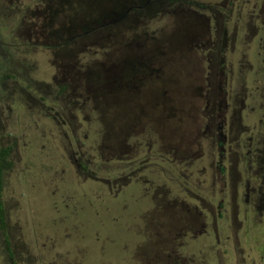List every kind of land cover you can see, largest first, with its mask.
Returning a JSON list of instances; mask_svg holds the SVG:
<instances>
[{"label": "rangeland", "instance_id": "obj_1", "mask_svg": "<svg viewBox=\"0 0 264 264\" xmlns=\"http://www.w3.org/2000/svg\"><path fill=\"white\" fill-rule=\"evenodd\" d=\"M163 1L0 0V264H264V0Z\"/></svg>", "mask_w": 264, "mask_h": 264}, {"label": "trees", "instance_id": "obj_2", "mask_svg": "<svg viewBox=\"0 0 264 264\" xmlns=\"http://www.w3.org/2000/svg\"><path fill=\"white\" fill-rule=\"evenodd\" d=\"M58 5L68 4L70 1L73 3L72 5H75L76 11L80 13L81 15H86V17L89 19L91 23H87L86 25H81L79 29L75 25H72V33L75 32H81V33H89L93 30H96L97 28H104L107 26L112 20H118V18H122L126 13V10L131 8V12L135 15H142L147 12H151L156 8V6H159L160 3H166L163 0H55ZM167 1V0H165ZM173 3L179 2L180 0H172ZM162 4V5H163ZM175 5V4H174ZM188 12H184L188 14V22L192 24V22H195L194 28L187 27L184 31L186 32H194L199 34H204L206 32L207 24H208V18L200 17L196 13H199L198 11H195L194 9L189 8ZM182 12V11H181ZM180 12V13H181ZM176 14V13H175ZM75 29V30H74ZM170 45H174V41H168ZM177 45V44H176ZM162 48V46H161ZM198 64L199 61H198ZM122 69L125 68L126 65L122 64ZM124 100L120 99V104H122ZM9 155V146L4 145V143L0 139V183L3 179V173L5 172L6 166H7V156Z\"/></svg>", "mask_w": 264, "mask_h": 264}]
</instances>
